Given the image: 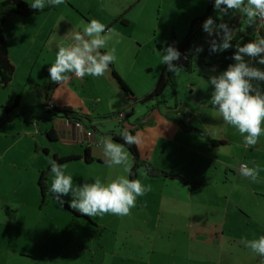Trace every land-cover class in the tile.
I'll use <instances>...</instances> for the list:
<instances>
[{"label":"crops","instance_id":"obj_1","mask_svg":"<svg viewBox=\"0 0 264 264\" xmlns=\"http://www.w3.org/2000/svg\"><path fill=\"white\" fill-rule=\"evenodd\" d=\"M21 1L36 8H43L49 3L51 8L43 14L29 17L12 15L3 25L2 31L9 58L15 67L13 81L4 89L8 94L7 99L13 104L18 96V107L23 109H26L29 101L36 103V106L38 105L41 109L38 116L40 119L43 114L42 103L48 96L50 107H67L83 116H88L91 122L89 124L85 122V125L95 129L86 128L93 131L92 137L87 138L80 128L68 121L50 117L45 119L47 125L39 126L38 124L35 132L22 134L23 140L27 139L30 145L23 144L19 151L11 154V159L26 155L28 148L34 150L35 164H28L31 171L28 175L31 179L34 177V183H36L39 172L49 166L52 160L50 158L54 155L82 156V152L87 148L93 162L86 163L81 158L64 164L58 173H61L64 168H69L68 166H75L73 168H76L79 174L92 178L90 171L104 170L102 168L111 164L113 152H118L124 160V165L118 171L119 177L126 179L131 158L128 152L129 156L124 149L112 141L111 133L135 128L134 143L142 159L160 170L178 175L191 183L204 184V187L199 190H190L176 180L152 178L160 180L158 184L167 192L161 199L162 206L157 208L159 212L166 216L173 215L174 218H181L183 231L188 233L187 239L190 243L196 241L203 247L205 243L217 245L219 242L228 240V246L239 244L238 254L245 253V246L255 242L257 229L252 230L251 235L242 238L238 236V233L246 227L252 229L257 210L264 208V26L255 27L253 24V10L258 5H264V0H213L214 8L211 13L216 15L213 19L227 22V26L223 28L220 35L221 43L225 44L232 40L238 31L245 35L233 47L221 50L216 48L217 28L212 27L203 39L196 43L194 73L197 75L194 85H197L199 89V93L195 91V102L198 99L200 103L198 109L195 107L196 103L184 104L183 101L178 100L175 88L178 75L176 74L172 87H169L174 97L173 103L164 98L168 90L166 88L159 98V102L164 104L157 105V108L153 110H149V107L155 102L145 104V114L141 116V120L137 118L133 122L129 121L130 118L135 117L134 109L137 103L127 100L122 95L124 101L115 115L120 112L126 114L131 109L132 116L118 125L114 115L117 127L109 129L108 137L96 130V119L99 115H93L91 110L85 112L80 108L73 109L69 104L58 105L56 101L59 92L67 91L77 82L85 84L94 77L101 76L110 82L111 87L116 88L117 85L112 80L114 69L100 55L102 49L104 53H107V48L102 45L103 37L91 26L100 25L101 30L103 27L105 30H113L115 24L121 19H119L120 9L128 6L119 4L116 8L108 3V0ZM185 2L188 12L194 6L195 9L183 16L182 27L178 34L173 32L176 39L175 46L179 45L188 34L190 22L206 12L207 0H185ZM243 2L248 3L244 6ZM121 20L124 21V19ZM127 24L125 22L126 26ZM169 38L170 35L166 40L161 38L153 42L155 49L152 51L159 56L156 62L157 73L160 72L159 69L167 58L164 45L168 43ZM137 43L140 42L137 41ZM87 58L91 59L92 64L85 70L84 77L81 80L73 78V72ZM217 59L226 62L216 63ZM68 61L73 62V72H69L64 67ZM151 66L152 64L147 66L149 72L152 71ZM201 75L214 78L225 85L234 101L241 106H233L224 95L212 90ZM193 91L192 94H194ZM140 95L143 96H135L138 98L146 96V94ZM10 106L9 104L5 107ZM197 114L203 122H199L201 121L199 118L194 119V115ZM177 119L199 128L208 139L214 142L222 141L224 144L212 145L198 134L185 132L176 122ZM205 121L209 122L210 126L205 124ZM213 126L216 131H219L218 137L207 135L208 129ZM50 128L55 132V142H50L44 134ZM225 132H228V138L224 135ZM91 141H100V146L90 144ZM226 145L233 146L232 154L228 152V161L209 162L210 166L215 165L212 171L214 178L210 179L207 176L205 163L200 161L201 157L210 154V150ZM7 152L8 150L2 154V157L7 156ZM121 153L125 156L123 157ZM42 154L45 155L43 159L39 157ZM95 159L102 160L104 163L94 164ZM241 163L251 169L249 176L243 177L237 173ZM185 168L200 172L199 177L188 178ZM139 172L144 173L143 169H139ZM97 176H100L99 172ZM29 183L31 184V180L28 181V185ZM134 186L132 188L124 186L122 190L98 195L97 210L102 215H118L119 212L126 211L130 201L123 198L127 199L128 190H132ZM218 186H225L228 193L225 192L224 196H219L213 191ZM79 192L82 191H73L74 197L84 199V194ZM28 196L34 201L33 194ZM163 201L168 202L163 203ZM69 205L81 215L93 216L92 213L91 216L90 213L79 210L72 203ZM260 215L262 217L263 212ZM4 218L0 220V264H10L14 261L17 263L39 256L41 239L37 235L38 230L33 229V239L29 238L27 241L22 239L21 232L11 223L10 217H6V220H3ZM225 228L228 230V238L224 232Z\"/></svg>","mask_w":264,"mask_h":264},{"label":"rangeland","instance_id":"obj_2","mask_svg":"<svg viewBox=\"0 0 264 264\" xmlns=\"http://www.w3.org/2000/svg\"><path fill=\"white\" fill-rule=\"evenodd\" d=\"M108 3L116 8L119 4L128 6L120 9L119 17L128 24L126 26L117 22L113 30H105L104 27L101 30L100 25L91 26L102 35V45L107 48V53H104L103 49L100 52L104 53L105 58L109 60V66L134 95H148L159 75L156 71L159 56L152 51L155 49L153 42L161 38L166 40L170 32L178 34L183 16L191 13L195 6L188 12L185 0H108ZM215 17L216 15L211 13L210 18ZM100 55L102 56L101 53ZM149 64H152L151 72L147 68ZM64 67L69 72L74 71L72 61L66 62ZM193 73H178L175 88L178 100L184 104L196 103L195 107L198 109L200 103L198 99L195 102V93H199V89L194 85L197 74ZM112 80L116 83L113 78ZM109 83L101 76L94 77L85 84L77 82L67 91L59 92L56 104H69L73 109L80 108L85 112L91 110L93 115H99L96 119V130L108 137L109 129L117 127L116 121L114 117L112 119L101 117L115 114L124 101L117 86L111 87ZM192 90L194 94L191 93ZM7 98V92L0 89V107L12 105ZM164 98L173 103L174 97L170 88ZM134 110L135 117L130 118V122L137 118L141 120V116L145 114L144 105L137 103ZM40 111L36 103L29 101L26 109L18 107L10 120H3L0 110V220L2 217H5L3 220L10 217L11 223L21 232L22 239L32 240L33 229L38 230L37 235L41 239L39 256L10 264H264V208L257 210L252 229L246 227L238 233L242 238L251 235L252 230L257 229L255 242L245 246V253L242 254H238L239 244L228 246V240L217 245L205 243L203 247L196 241L190 243L187 239L188 233L183 231V220L174 218L173 215L166 216L157 209L162 206L161 199L167 193L158 184L160 180L147 178L143 172L137 174L134 188L127 189L129 191L127 199L123 198L130 201L129 208L118 215H102L97 210L98 195L122 190L124 186L128 188V177L126 179L119 177L118 171L124 165V160L118 152H113L111 164L102 168L104 170L90 171L92 178L79 174L78 170L73 168L75 166H68L69 168H64L61 173L53 172L47 181L48 186L60 194L68 205L72 203L79 210L92 213V217L83 215L90 223L74 218L69 211L50 198H47L46 205L40 209L41 196L37 182L34 183V177L31 179L28 175L31 172L28 164H35L34 150L28 148L26 155L11 159V154L19 151L23 144L30 145L27 139L23 140L22 134L35 132L38 124L47 125L46 114L38 118ZM198 118L201 120L199 122H203L198 114L194 115L195 120ZM205 124L210 126L209 122ZM207 132V135L218 137L219 131H216L214 126ZM224 135L228 138V132ZM100 143L97 141V147ZM6 150L7 156L2 157ZM232 151L233 146L226 145L210 150V154L201 157L200 161L205 163L210 179L214 178L212 171L215 165L210 166L209 162L228 161V152L232 154ZM125 152L127 154L126 150ZM43 155L39 157L43 159L45 156ZM121 155L125 156L123 153ZM195 160L198 161L197 158ZM97 162L104 163L95 159L94 164H98ZM226 166L228 167V164ZM184 171L188 172V178L199 177L200 172L190 171L188 168ZM97 172L100 176H97ZM29 180L31 184L28 185ZM75 190L82 191L79 193L84 194V199H76L73 194ZM213 191L219 196L228 193L225 186H218ZM28 194H33L34 201ZM70 208L74 211L71 206ZM102 220H105L103 223L107 225L101 224ZM224 232L228 238L226 228ZM49 233L51 235H48Z\"/></svg>","mask_w":264,"mask_h":264},{"label":"trees","instance_id":"obj_3","mask_svg":"<svg viewBox=\"0 0 264 264\" xmlns=\"http://www.w3.org/2000/svg\"><path fill=\"white\" fill-rule=\"evenodd\" d=\"M247 3L248 2H243V5L246 6ZM50 8L51 5L49 3H47V5L43 8H36L25 4L21 0L0 1V89L1 90L6 89L12 83L15 72V67L10 61L2 31L4 23L12 15L29 17L33 15L43 14L47 12ZM213 8H214V1L207 0V7L205 14L202 17L196 18L190 22L188 34L180 42L179 45L175 46L176 39L173 32H171L169 41L165 45L167 58L160 69L158 78L154 84L152 91L148 95L142 98L136 97L132 93V91L128 88V86L115 73V71L112 70V77L116 81L118 89L120 90L124 98L130 100L133 103H139L141 105L155 102L149 107V110H153L157 108V105L163 103V102H159L160 96L162 95V93L166 88L172 87V81L176 74L178 73L190 74L194 72L195 70L194 47L196 43H198L200 40L203 39V37L206 35V33L210 28L212 27L217 28L218 37H217L216 48L221 50H227L233 47L238 42V40L245 35L243 32L238 31L232 40H230L225 44L221 43L220 35L222 33L223 28L227 26V22L217 19H211L210 16ZM120 23L122 25H125V22L123 20H120ZM101 54L105 59V61L107 62V64L109 65V60L105 58L104 53L101 52ZM224 62L226 61L221 59L216 60V63H224ZM201 78L216 92L224 95L233 106L236 107L241 106L234 101L230 91L225 85H223L216 79L206 75H201ZM18 100L19 97L17 96L14 99V103L10 107H5V106L0 107L3 120H10L11 115L18 107V102H19ZM42 109H43L42 113L47 115V119H49L50 117L60 118L68 121L73 125L81 124L84 128L88 127V129L89 128L95 129L89 125L88 126L85 125L86 124L85 122H88V124L91 122L88 116H83L79 112L73 111L72 109L67 107H61V108L50 107L48 103V96H46L45 100L42 103ZM114 115L115 114L108 115L106 117L103 116L101 118L112 119ZM116 115H115V119H116ZM131 116H132V110L130 109V112H126L125 117L122 120L116 119L118 121V125H121L123 122H126ZM176 122L185 132L188 133L192 132L198 134L199 136L205 138L209 144L217 145V146H222L224 144L222 141L214 142L208 139V137L205 135V133L202 130H200L195 126L189 125L180 119H177ZM134 131L135 128L130 129L128 131H119L118 133L115 132L111 133L112 141L117 145L123 147L130 155L131 166L129 168V173H128V186L130 188H132L135 185L137 179V173L139 169H143L147 177L167 178L170 180H176L182 185L187 186L190 190H199L200 188L204 187L203 183H196V184L191 183L178 175L170 174L163 170H160L155 166H153L147 160L142 159L134 143ZM44 134L50 142H55L56 140L55 132L52 128L45 131ZM81 158H83L86 163H91L94 161L90 157L89 151L86 148L82 152V156L69 155L65 157H58L54 155L49 166H47L46 168L42 169L39 172V176L37 180V187L39 189L41 196L39 207L40 209H42L46 205L47 198H50L51 200L57 202L65 210L69 211L74 218L86 220L88 223H90V221L86 216L74 212L70 208L66 200L56 191L51 189L48 186V182H47L50 175L53 172H57V173L60 172L61 167L64 164L75 162L76 160H79Z\"/></svg>","mask_w":264,"mask_h":264},{"label":"built area","instance_id":"obj_4","mask_svg":"<svg viewBox=\"0 0 264 264\" xmlns=\"http://www.w3.org/2000/svg\"><path fill=\"white\" fill-rule=\"evenodd\" d=\"M253 24L255 27L264 26V5H258L253 10ZM92 64L91 59L87 58L79 67L76 69L72 77L81 80L84 77L85 70ZM125 117L124 112H120L116 115L117 120H122ZM77 128H80L84 132V135L87 138H91L93 131L85 129L81 124L74 125ZM90 144L97 146V141H91ZM237 173L243 177H247L251 174V169L244 163H241L237 169Z\"/></svg>","mask_w":264,"mask_h":264},{"label":"clouds","instance_id":"obj_5","mask_svg":"<svg viewBox=\"0 0 264 264\" xmlns=\"http://www.w3.org/2000/svg\"><path fill=\"white\" fill-rule=\"evenodd\" d=\"M86 129V128H85Z\"/></svg>","mask_w":264,"mask_h":264}]
</instances>
